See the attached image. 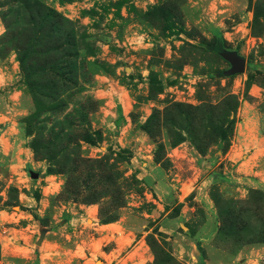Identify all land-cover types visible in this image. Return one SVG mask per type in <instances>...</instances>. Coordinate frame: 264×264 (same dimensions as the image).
I'll return each mask as SVG.
<instances>
[{
    "label": "rangeland",
    "instance_id": "1",
    "mask_svg": "<svg viewBox=\"0 0 264 264\" xmlns=\"http://www.w3.org/2000/svg\"><path fill=\"white\" fill-rule=\"evenodd\" d=\"M0 264H264V0H0Z\"/></svg>",
    "mask_w": 264,
    "mask_h": 264
},
{
    "label": "water",
    "instance_id": "2",
    "mask_svg": "<svg viewBox=\"0 0 264 264\" xmlns=\"http://www.w3.org/2000/svg\"><path fill=\"white\" fill-rule=\"evenodd\" d=\"M220 57L229 64V68L224 72V75L231 76L242 74L244 72L246 62L237 54L224 52L220 54ZM31 177L36 178L37 174L32 173Z\"/></svg>",
    "mask_w": 264,
    "mask_h": 264
}]
</instances>
